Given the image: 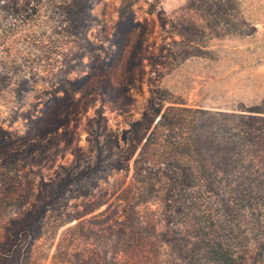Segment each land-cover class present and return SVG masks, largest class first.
Instances as JSON below:
<instances>
[{
    "label": "rangeland",
    "instance_id": "374dc122",
    "mask_svg": "<svg viewBox=\"0 0 264 264\" xmlns=\"http://www.w3.org/2000/svg\"><path fill=\"white\" fill-rule=\"evenodd\" d=\"M237 2L231 19L248 35L228 32L231 25L210 27L203 11L188 8L189 0H96L86 30L90 49L72 48L48 29L16 34L20 42L40 40L42 54H32L26 70L32 67L44 78L22 100L0 98V238L1 226L30 207L43 182L58 180L67 168L92 166L96 137L107 145L139 119L152 89L160 88L165 107L235 110L260 104L264 0ZM44 111L57 114L55 127L47 125ZM96 178L83 181L89 196L70 194L47 212L29 264L122 260L108 227L123 218L114 209L122 213L118 199L132 170L113 172L94 185Z\"/></svg>",
    "mask_w": 264,
    "mask_h": 264
},
{
    "label": "trees",
    "instance_id": "16d2710c",
    "mask_svg": "<svg viewBox=\"0 0 264 264\" xmlns=\"http://www.w3.org/2000/svg\"><path fill=\"white\" fill-rule=\"evenodd\" d=\"M95 1L0 0V98L22 100L44 78L26 70L31 55L42 54L40 40L20 42L16 34L48 29L72 48L90 49L86 30ZM188 8L203 11L212 28L231 25L230 33L250 34L232 22L237 0H189ZM166 102L160 88L152 89L139 119L107 145L96 137L92 166L43 182L30 207L1 226L0 264H29L47 212L70 194L89 196L84 179L97 177V185L121 170H132V178L117 198L122 213L114 209L123 218L108 227L123 253L113 264H264V99L235 110ZM44 112L55 127L57 114Z\"/></svg>",
    "mask_w": 264,
    "mask_h": 264
}]
</instances>
